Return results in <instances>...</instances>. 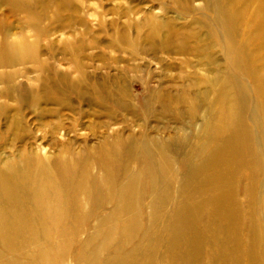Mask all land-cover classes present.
<instances>
[{
  "label": "rangeland",
  "instance_id": "rangeland-1",
  "mask_svg": "<svg viewBox=\"0 0 264 264\" xmlns=\"http://www.w3.org/2000/svg\"><path fill=\"white\" fill-rule=\"evenodd\" d=\"M261 9L264 0H0V59H10L0 66V175L25 177L52 208L34 234L7 235L0 264H264ZM239 100L255 133L252 190L237 194L250 211L229 249L191 233L190 262L178 232L198 213L180 215L203 191L187 177L202 144L215 143L213 113L218 126Z\"/></svg>",
  "mask_w": 264,
  "mask_h": 264
},
{
  "label": "bare ground",
  "instance_id": "bare-ground-1",
  "mask_svg": "<svg viewBox=\"0 0 264 264\" xmlns=\"http://www.w3.org/2000/svg\"><path fill=\"white\" fill-rule=\"evenodd\" d=\"M263 11L264 9L260 10L261 14ZM262 19L264 24V16L262 17ZM261 33L262 35H260L259 42L257 41V43H259L260 47L264 48V46H262L264 45L263 29ZM243 47L244 44L240 43V48ZM236 56L238 58L239 68L243 69L244 72H247L249 70V64L247 63L249 59L247 57L241 58L238 51H236ZM258 56L260 59V54ZM6 58L8 59L7 56L3 55L2 59H0V66H6L10 62V59L9 62H7L5 60ZM259 86L264 95V76L259 81ZM241 91L242 93L238 91V95H244L245 97V93L243 92V90ZM244 101H246V99H244ZM245 104L243 101L239 100L233 106H231L230 119L225 122L220 121L221 123H219L218 126H215L214 124H216V121L220 118L223 119V116H219L217 114L218 116L216 120V117L214 115L215 112L213 113L212 122L210 123L211 127H209L210 129L212 127H217V129L212 132L214 134H212L211 132L209 133L208 131V135H210V138L214 139L215 143L207 139V144H202L203 147L199 151V159L201 158V162H198V167L195 168L192 175L187 177H191V179L187 181L189 182V184L186 183L185 185L193 186L191 188H194L196 184V186L199 187L201 191H203L202 195H199L200 192L190 194L194 199L198 200L197 204L195 208L191 207L192 211L184 212L182 210L180 215L183 218L192 219L194 215L198 213L197 218H195L191 223L183 224L178 232V235L184 236L185 242V246L180 252H182L190 262L192 261L191 249L193 245V242L190 239L191 233L197 235L201 231L205 233H211L213 240L218 244L217 247H219V250L220 248L229 249L231 244H233V242L238 239V236L236 234L237 230L241 227L240 218H243L244 215L245 217H247V214H249L248 212L250 210L247 211L244 208L240 209L239 199L237 197V194L242 195L252 190V187L250 186L251 179H247V176L250 175L251 172L247 171V167L254 164L250 156L253 155L254 152L256 153L253 145L255 133L254 130L247 125L244 116V112L246 110ZM209 146H212L213 148ZM203 150L204 153H202ZM202 154H204V156H202ZM158 163L159 160L154 158L150 163V168L153 169L154 167H158ZM24 178L25 177H20L23 182H25L23 180ZM0 179L1 259V254L3 253L2 248L4 249V246H6L7 235L15 233H25L28 231H32V234H34L33 229H35L36 227H33V223L43 221L46 218V213H51L52 208L46 207L43 204L42 200L46 196L44 191L26 188L22 185V181H20L19 179L18 181H12L11 178L4 176V174L0 175ZM193 179L196 180L192 182ZM151 182L154 186H156V184H159V180L157 178L153 179L152 177ZM32 194L36 198V200L39 201V216L37 215V213L31 212V210H33L35 207V205H33L32 203L31 208V201L33 198ZM125 195L126 194H124V199H121V202L125 200L130 201V195ZM142 195L144 194L138 192V195L136 196L141 197ZM136 196L135 194H133L131 198H134ZM6 200H8L9 204L12 205L9 209H7V205L5 204ZM35 208L38 211L37 207ZM133 212L134 209L130 207V209H128V213L124 211L123 214H130ZM202 213H204L208 217V219L202 218ZM78 214L80 215L79 210ZM160 214L162 215V217H164L162 212ZM242 222L243 227H248L249 230H251L249 225L246 224V220L244 221L243 219ZM200 226H202L203 229H200ZM38 229L39 228H36V230ZM161 230L163 229H160V231ZM251 236H249L250 238L248 237L244 239L243 242L246 243L249 239L248 243H251L253 239V237ZM170 252H172L171 254H175V252L177 251L170 250ZM35 260L42 262V259L39 258H36Z\"/></svg>",
  "mask_w": 264,
  "mask_h": 264
}]
</instances>
